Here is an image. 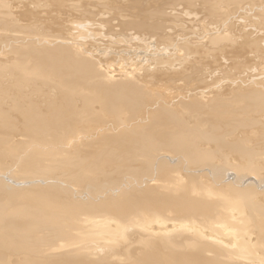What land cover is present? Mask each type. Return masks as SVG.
<instances>
[{"label":"bare ground","instance_id":"1","mask_svg":"<svg viewBox=\"0 0 264 264\" xmlns=\"http://www.w3.org/2000/svg\"><path fill=\"white\" fill-rule=\"evenodd\" d=\"M97 2L103 4L0 0L3 39H10V26L22 33L11 34L10 47L19 52L8 62L12 76H22L0 84L9 104L0 105V264H264V87L256 81L257 87L238 90L201 79L228 62L230 33L194 32V42L181 39L182 49L172 37L161 46L152 36L141 42L145 33L137 28L156 30L149 21L165 18L168 8L156 11L149 0ZM232 2L258 11L246 6L256 17L248 24L260 29L253 26L254 40L251 32L240 38L236 54L247 51L263 70L264 47L256 49L264 41V0L179 6L192 7L181 14L198 17L195 26L213 27L211 19ZM88 25L97 31L85 35ZM127 175L144 188L88 203L93 194L118 190ZM52 180L81 199L71 200L58 184L42 185Z\"/></svg>","mask_w":264,"mask_h":264},{"label":"rangeland","instance_id":"2","mask_svg":"<svg viewBox=\"0 0 264 264\" xmlns=\"http://www.w3.org/2000/svg\"><path fill=\"white\" fill-rule=\"evenodd\" d=\"M153 5H154V7H155V9H156V11L157 10H160V9H162V8H168L166 11H165V14H166V16H165V18H156L155 17V20H151V21H149V23H151V24H153L154 26H158V28L155 30V29H153V28H151V27H147V26H145L143 23H142V26L141 27H138L137 28V31H138V34H142L141 32H143V33H145V34H142V38H141V42H145L144 40H147V39H145L146 37L148 38V36H152V37H155L156 39H157V42H158V45H164V44H166L167 43V41H168V38L170 37H172L171 39H173V41L174 42H172V44H173V46L175 47V48H179V49H182L184 46H182V43H184L185 41H186V39H191V41L192 42H194V39H193V37L195 36L194 35V32H196L197 33V35L196 36H198V35H206L210 30H214L215 29V32L217 33L216 35L217 36H222V35H224V33L226 34L227 33V31H228V33H230L228 36H229V38L231 37L233 40L235 39H237L236 40V42L234 41V42H232L233 40L232 39H230V41H229V43L231 44V46H230V44H228V43H226L225 45H227L228 47H229V51L227 52V54H230V56H228L227 57V60H228V62H226V63H224V65H222L223 63L222 62H218L220 59L219 58H216L214 61H217V65L218 66H221L222 65V67L223 68H217V69H214V70H212V71H217V72H214V75H213V77H210L209 75H207V77H203V78H205V79H203V78H201L202 80H204V81H208L209 82V79L210 78H212V80H210V81H214L215 80V82L217 81L219 84L217 85V82H216V87H220V86H222V87H224V86H226V85H231V86H237V88H238V90L239 89H241V87L242 88H247V87H251V88H255V87H257V83H259V81H260V83H261V81H262V83L264 84V75L262 76V73H264V69L263 70H261V68H262V66L261 65H258V64H255V62L253 63V61L249 58V54L250 53H248L247 51H245L244 50V52L242 53V55L241 56H238V54H236L237 53V49L238 48H241V47H239V44L241 43V39L240 38H242V36H245L246 34H247V32H251V33H253V35H251L248 39H250L251 38V40H254L256 37L254 36V34H256V33H254L255 31V29H260V27H258V26H256V25H250V24H248V23H250L251 21H254L255 19H256V17H255V15L254 14H256V12H258L257 11V9L255 8V7H250L251 5H249V4H244L245 6H242V4H236L235 5V3L233 4V2L231 3V4H233V6L230 4V6H228L229 4L228 3H226V6H228L229 8L230 7H233V8H228L229 10H230V12L229 11H227L228 9H227V7L225 8V4H223L222 6H221V11H223V12H221L220 10H219V12L216 14V16H214L212 19H211V21H210V23L212 22H214L213 24H215V22H216V25H213V24H211V26L213 25V27H210V26H207V25H198V24H196L197 26H195V23L196 22H200V21H198V17H197V15H196V17L197 18H195L193 15H190V14H188V13H186V14H188L187 16L186 15H184V14H181L182 12H184L185 13V11H187V12H191V11H189V10H192V7L190 6V5H181V6H179V1H184V2H187V0H171V1H169V2H166V3H164L163 2V0H149ZM22 2H23V0H22ZM28 2V1H27ZM93 2L94 3H97V4H103V3H99V2H97V0H93ZM137 2V0H135V2H133V4H135ZM11 3H12V1H11ZM26 2H24V4H25ZM259 4L261 3V0H259V2H258ZM262 3H264V2H262ZM22 4V3H21ZM18 5H20V3H18ZM247 5H249V7L247 6ZM238 6H240V7H238ZM248 8H251L252 9V11H253V13L251 12V9H249L250 11H248L247 10V7ZM198 8V6H193V8ZM241 7H242V9L244 8V10L246 11V12H248V13H250V14H248V13H244V10H241ZM223 8H225V10L223 9ZM240 10H239V9ZM246 8V9H245ZM261 8H263V7H261ZM227 9V10H226ZM260 9V8H259ZM236 10V11H235ZM7 11H9V10H7ZM148 11H150L151 13H153V10H152V8H151V10H149L148 9ZM169 11H175V12H173L172 14L169 12ZM226 11V12H225ZM233 13H232V12ZM241 11V12H240ZM255 11V12H254ZM37 12V11H36ZM236 12V13H235ZM241 14H240V13ZM228 13V14H227ZM229 13H230V15L232 16V17H230L229 16ZM232 13V14H231ZM252 13V14H251ZM234 14H236L234 17H233V15ZM238 14H240L241 16H242V18H241V16L240 15H238ZM244 14H246V15H244ZM247 15H249V16H251V19H249L250 17L248 16L247 17ZM254 16V20H252L253 19V16ZM202 16H204V14H202ZM225 16V17H224ZM238 16V17H237ZM247 17L248 18V22L247 21H245V20H243V19H247V18H245V17ZM181 17H183V19H181ZM187 17V18H186ZM194 17V18H193ZM227 17V19L226 20H224V18H226ZM239 17H240V19L241 20H243L241 23H240V19H239ZM185 18V19H184ZM193 18V19H192ZM218 18V19H217ZM229 18V19H228ZM230 18H233L235 21H236V19H237V21L235 22V21H233V19H232V21H230ZM163 19V20H162ZM188 21H187V20ZM190 19H192V20H194V22H192V20H190ZM239 19V20H238ZM6 20V19H5ZM8 20H11V22L13 21L11 18H9V19H7L6 21L8 22ZM104 20H106V19H104ZM184 20H186V21H184ZM212 20H214V21H212ZM220 20V21H219ZM189 21H190V24L191 25H189ZM228 21H230L231 22V24L228 22ZM186 22V23H185ZM220 22V23H219ZM13 23H14V21H13ZM193 23V24H192ZM224 23V24H223ZM244 23V24H243ZM246 23V24H245ZM183 24H185V26L183 25ZM188 24V25H187ZM218 24H219V26H218ZM221 24H223V25H221ZM225 24L227 25V24H229V25H227L226 26V28H224L225 27ZM247 24H248V26H247ZM4 25V27H5V24H3ZM244 25H246L247 26V28L248 29H246V30H244V27L246 28V26H244ZM6 26H8V25H6ZM189 26V27H188ZM190 26H192V27H190ZM194 26V27H193ZM223 26V27H222ZM235 26L237 27L236 29H235ZM249 26L251 27V28H253V26H254V28L251 30V28H249ZM12 29H13V32H11V34L12 35H19V32H20V30H17L16 29V31L18 32L17 34H16V31H15V28H17V27H15V26H10ZM10 27H6V28H8V31H12V30H10L11 28ZM219 27V28H218ZM222 27V28H221ZM258 27V28H257ZM6 28H3L2 27V29L3 30H6ZM10 28V29H9ZM229 28H230V30H229ZM240 28H241V30H240ZM1 29V28H0ZM97 29L98 28H95L93 25H88V26H85L84 28H83V31H84V34L85 35H91V34H93L94 32H96L97 31ZM201 29V31L199 32V30ZM238 29H239V31H240V33L238 32ZM205 30H207V31H205ZM220 30H221V32L223 31V33H221L220 32ZM225 30H227V31H225ZM245 31V32H242V31ZM262 30V29H261ZM183 31H185L186 33H184ZM230 31V32H229ZM232 31H234V32H232ZM2 31L0 30V33H1ZM6 32H7V30H6ZM232 32V33H231ZM259 32V31H258ZM261 32H263V31H261ZM3 33H5V31L3 32ZM2 33V34H3ZM10 33V32H9ZM21 33V32H20ZM179 33V35H177ZM184 33V34H183ZM220 33V34H219ZM227 33V34H228ZM234 33V34H233ZM2 34H0V52H1V54H0V57H3L4 55V51L5 50H7V47H8V49H10L9 51L11 52H8V50H7V52L5 53L6 55L4 56V59H2L3 60V63L6 65V62H7V68H8V62H10V60H12L13 58L16 60V58H15V54L16 55H18V52L19 51H17L16 49V47L14 48L15 50H12V48L14 47V45L13 44H15V42L14 43H12L11 42V40H13V36L10 34V37H9V35L7 36V37H9L10 39H8V40H6V39H3V38H5V36L8 34V32H7V34L5 33L4 35H2ZM22 34V33H21ZM21 34H20V36H21ZM72 35H74L75 36V33L73 32V33H71ZM226 34V35H227ZM240 34V35H239ZM14 35V36H15ZM234 35V36H233ZM263 36H264V33L262 34ZM4 36V37H3ZM17 37L16 36V38L15 39H20V38H23V36L24 35H22V37ZM233 36V37H232ZM240 36V37H239ZM254 36V38L252 39V37ZM76 37V36H75ZM184 37V38H183ZM199 37V36H198ZM202 38V36L200 37V39ZM153 40H154V38H152ZM180 39V40H179ZM181 39L182 40H185V41H181ZM10 40V42H8ZM21 41H22V39H21ZM8 42V44H6ZM10 43H12V44H10ZM16 43L18 44L19 43V41H16ZM234 43V44H233ZM262 44V46H259V47H257V49H256V51H258V50H260L259 48H261V47H264V41H263V43H261ZM195 45L196 46H199L198 44H196L195 43ZM224 45V44H223ZM236 47H235V46ZM10 46H12V48L10 47ZM127 47L128 49H130V51H134L135 49H136V47H133L132 48V44L131 43H121V48L122 47ZM135 46H138L137 48H139L138 50L141 52H146V50L147 49H145L146 47H143V45H142V43H138V44H136ZM6 47V49L4 50V48ZM201 47H203V45H202V43H201ZM219 47V46H218ZM232 51V53H230L231 51ZM256 51H253V52H251V54L253 53V56L254 55H256L257 53H256ZM246 52V53H245ZM3 53V54H2ZM13 53H15V54H13ZM148 54H147V56L149 55V51L147 52ZM259 54V53H258ZM3 55V56H2ZM8 55V56H7ZM244 55V56H243ZM146 56V58H143V59H141V60H143V61H145L146 59H147V61H149V59H148V57ZM187 56V55H186ZM257 56V55H256ZM259 56H263L264 57V55L262 54V55H259ZM7 57V58H6ZM13 57V58H12ZM17 58H18V56H16ZM245 57V59L247 60V62H243V63H239L237 60H240V59H243ZM11 58V59H10ZM1 59H0V63H1V65H3L4 67H5V65L4 64H2V61H1ZM5 59H6V61H5ZM231 59H232V62H230L231 61ZM233 59L234 60H236V61H233ZM253 59H254V57H253ZM258 59H260L259 57H258ZM261 60H263V59H260V61ZM202 61V60H201ZM201 61H198V62H201ZM249 61V62H248ZM255 61H256V58H255ZM18 62V60L16 61V63ZM190 62H192V61H190ZM14 63V64H13ZM141 63H142V61H141ZM245 63V64H244ZM11 64V63H10ZM18 64V63H17ZM12 66V68L16 65L15 64V62L13 61L12 62V64H11ZM14 65V66H13ZM144 65H146V64H144ZM143 65V66H144ZM3 66H0V68L2 69H6V67L4 68ZM18 66V65H17ZM227 66V67H226ZM231 68H230V67ZM236 66V67H235ZM258 66H260V67H258ZM263 66H264V64H263ZM256 67L257 68H260L259 70V72L257 73L256 72V70H258V69H256ZM11 68V69H12ZM14 68H18V67H14ZM141 68V67H140ZM2 69V70H3ZM256 69V70H255ZM2 70H0V84L1 85H3L5 82L6 83H9V84H7V85H13L14 83H15V81H13L14 79H15V77L14 76H18L19 74H21V73H14L13 74V76H12V71H13V69H12V71L10 72V70H9V68L7 69V71L6 70H4V71H2ZM17 71L19 70V69H16ZM219 70V71H218ZM220 70H222V71H220ZM20 71V70H19ZM226 71H228V72H226ZM262 71V72H261ZM4 72H6V73H4ZM16 72V71H15ZM220 72H222V73H220ZM226 72V73H225ZM216 73V74H215ZM227 73H228V75H227ZM232 73V74H231ZM235 73H237V74H235ZM245 73V74H244ZM254 73H256V74H261L259 77H258V75H255ZM10 74H11V76H10ZM223 76H222V75ZM248 74H250V75H248ZM225 75V76H224ZM242 75V76H241ZM245 75H248V76H246V77H244ZM253 75V76H252ZM254 75H255V79H253V77H254ZM20 76H22V75H20ZM20 76H18V78H21ZM231 78H230V77ZM250 76V77H249ZM234 77V78H233ZM236 77V78H235ZM242 77V78H241ZM248 77V78H247ZM9 78V80H10V78H12V80H6V79H8ZM241 78V79H240ZM247 79V80H245V79ZM250 78H251V80L253 81V83H249V81L248 80H250ZM258 78V79H257ZM222 79V81H223V83H222V81H219V80H221ZM230 81H228V80ZM234 79V80H233ZM237 81H236V80ZM244 79V80H243ZM261 79H263V80H261ZM225 80V81H224ZM238 80H240V82L238 81ZM13 81V82H12ZM236 81V82H235ZM245 81V82H244ZM252 81H250V82H252ZM256 81H257V83H256ZM228 82V83H227ZM239 82V83H238ZM241 82H243V83H241ZM248 83V86L247 85H245V83ZM13 83V84H12ZM212 83H214V82H210V84H212ZM226 85H225V84ZM241 83V84H240ZM246 83V84H247ZM260 83H259V85H260ZM221 84V85H220ZM223 84V85H222ZM243 84V85H242ZM251 84V85H250ZM256 84V85H255ZM5 85V84H4ZM204 84H202V86H203ZM253 85V86H252ZM255 85V86H254ZM258 85V88L260 87H264L262 84V86L260 85L259 86ZM6 86V85H5ZM246 86V87H245ZM3 87V86H2ZM2 87H0V88H2ZM212 87V86H211ZM17 90H19V89H17ZM219 90V89H218ZM13 91V90H12ZM2 92V91H1ZM21 92V91H20ZM26 92V91H25ZM3 93V92H2ZM2 93H0V95L2 94ZM9 93H11V92H9ZM5 92H4V95L2 96V97H0V99L2 100L3 99V102H0V105L2 104V105H6V106H3V107H7L9 104H7V101H8V97L6 98V96H5ZM18 95L20 94V93H17ZM10 95V94H9ZM13 95H15V94H13ZM5 96V97H4ZM11 97V96H10ZM5 98V99H4ZM0 100V101H1ZM10 100V99H9ZM4 103V104H3ZM1 105V106H2ZM0 106V107H1ZM2 108V107H1ZM15 170V169H14ZM14 170L12 169V171L14 172ZM11 173H12V171H11V169L9 170ZM8 172V171H7ZM7 172H5V174H3L2 176L4 177V176H7V175H9V174H11V173H7ZM15 173V172H14ZM14 173H12V174H14ZM230 173H227V175H229ZM1 176V177H2ZM11 176H13V175H10V176H8V177H6L7 179H9L10 180V178L9 177H11ZM129 175H127L126 177H122L121 176V178L119 179V183H118V185L120 184V186H117V188H118V190L116 189V190H114L113 192H111V191H106V193L104 192L103 193V191H101L100 192V194H102V195H99V197L98 196H95L94 194L92 195V196H94V197H92L91 196V198L90 197H88V199H89V202L88 203H91L92 204V202H93V204L97 201H104L103 200V198H106L107 196V198L108 199H106V200H111V198H112V200H116V198H117V194H119V193H121V191H122V193L123 192H125V194L126 195H129L130 193V190H131V188H133L132 189V193H134L135 192V189H136V191L138 190V187L136 188V186H141L140 188H139V190L138 191H140V189H143L144 188V185L142 184V182H140L139 180H137V182L139 181V183H134L133 181V179L131 178L130 179V176L128 177ZM15 177V176H14ZM11 178H13V177H11ZM207 179H208V177H206ZM211 178V177H210ZM7 179H6V181H7ZM18 179V178H17ZM129 179V180H128ZM9 180H8V182H9ZM122 180V181H121ZM11 182V181H10ZM9 182V183H10ZM36 182V181H35ZM40 182V181H39ZM61 181H47V182H43L42 183V185H45V184H48V183H54V184H58V185H60L59 187L60 188H63V189H67V190H69V192L71 191V189L68 187V186H66L63 182H61ZM123 184H122V183ZM60 183V184H59ZM127 183V184H126ZM10 184H12L13 186H16L17 184H13V183H10ZM26 185H29V184H27V183H25ZM25 184H23V185H25ZM35 184H37V182L35 183ZM64 186H63V185ZM125 184H126V188H125ZM129 184V185H128ZM131 184V185H130ZM134 184V185H133ZM137 184H139V185H137ZM67 188H66V187ZM131 186H133V187H131ZM123 188V189H122ZM127 190V191H126ZM116 191V192H115ZM119 191V192H118ZM129 191V192H128ZM108 192V193H107ZM110 192V193H109ZM75 192H73L72 193V191H71V197L70 198H72L71 200H78V199H81V197H79V196H77L76 195V193L74 194ZM113 193V194H112ZM116 193V194H115ZM128 193V194H127ZM108 194V195H107ZM124 194V193H123ZM122 194V195H123ZM75 195V196H74ZM110 195V196H109ZM114 195V196H113ZM120 196H121V194H119ZM119 195H118V199H119ZM70 196V195H69ZM106 196V197H105ZM115 196H116V198H115ZM78 199H77V198ZM122 197V196H121ZM95 198V199H94ZM113 198H115V199H113ZM94 199V200H93ZM98 199V200H97ZM117 199V200H118ZM92 200V201H91ZM96 200V201H95ZM95 203V204H98V203ZM120 218V219H119ZM117 220L118 221H121V224H122V222H123V220H127V222L129 221L128 220V218H129V216H126V218L127 219H123V217H119ZM123 220H122V219ZM130 218H131V216H130ZM94 221H97V220H94ZM131 221V220H130ZM129 221V222H130ZM124 223V222H123ZM128 224H131V226H132V222L131 223H128ZM124 225V224H123ZM122 225V226H123ZM124 226H129V225H127V223H125V225ZM133 227V226H132ZM135 229H133L132 231L133 232H136V230L134 231ZM129 232V231H128ZM129 234H130V232H129ZM130 237L129 236H127L126 237V241H129L128 239H129ZM121 257L123 256V255H120ZM116 257L117 256H115V259H116ZM118 257H119V255H118ZM120 257V259H124L125 260V257H122L121 258ZM95 259V258H94ZM107 259H108V257H107ZM113 260V259H112ZM124 260H122V261H124Z\"/></svg>","mask_w":264,"mask_h":264}]
</instances>
